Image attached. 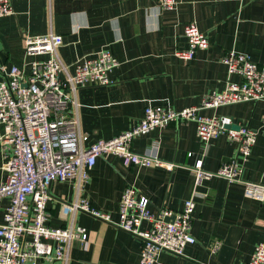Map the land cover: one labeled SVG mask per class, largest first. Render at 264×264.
<instances>
[{"label": "crops", "instance_id": "crops-1", "mask_svg": "<svg viewBox=\"0 0 264 264\" xmlns=\"http://www.w3.org/2000/svg\"><path fill=\"white\" fill-rule=\"evenodd\" d=\"M175 2L176 9L167 10L158 6V0H12L13 14L0 18V81L2 67L29 73L31 59L24 53L23 35H60L58 56L70 73L84 58L109 52L118 62L109 74L110 83L78 89L75 105L68 106L69 116H77L80 132L93 143L131 129L147 105L199 107L207 94L223 91L227 81L237 83V77L228 78L221 62L225 52L244 53L264 65V0ZM189 23L206 36L209 46L184 61L176 54L188 49L183 27ZM203 114L227 116L257 131L251 154L242 163L241 179L264 187V101ZM131 150L157 155L173 168L124 167L119 158L108 155L96 161L82 194L72 181L49 186L48 226L72 225L88 233L84 244H72L70 264H139L140 238L83 211L64 210V204L84 199L115 223L121 194L129 185L148 199L154 213L160 209L178 213L189 199L196 204L191 229L196 244L187 246L182 256L162 252L156 264L248 263L254 248L264 243V202L244 198L241 184L214 175L235 156L236 143L225 136L200 143L190 122L137 137ZM197 161L211 175L198 184L193 172ZM3 163L0 150V184L6 179ZM7 205V200L0 202V225ZM214 242L220 243L216 254L209 251Z\"/></svg>", "mask_w": 264, "mask_h": 264}, {"label": "built area", "instance_id": "built-area-1", "mask_svg": "<svg viewBox=\"0 0 264 264\" xmlns=\"http://www.w3.org/2000/svg\"><path fill=\"white\" fill-rule=\"evenodd\" d=\"M11 3L12 0H0V18L13 14ZM158 3L161 9H176L175 0ZM183 35L188 49L176 54L181 60L190 61L198 50L209 46L194 23L183 27ZM22 40L24 53L31 59L29 73L25 75L17 67L7 71L1 68L4 78L0 81V150L6 179L0 184V202L7 200L8 205L0 225V264H70L72 244H84L88 233L72 225L48 226L49 186L72 181L77 194H82L96 161L108 155L119 158L124 167L172 170L173 165L157 155L131 150L135 138L170 125L194 123L196 137L203 144L219 136L236 143L235 156L214 175L230 184H241L244 198L264 202V187L241 179L242 163L251 154L257 131L236 124L227 116L203 114L235 104L264 101V65L253 62L247 54L225 52L221 62L228 78L237 77V83L227 81L223 91L207 94L199 107L177 110L168 105H147L131 129L110 140L88 143V136L79 130L77 116H69L68 106L75 105L78 89L108 85L109 74L118 62L109 52L101 51L77 62L70 73L58 56L63 45L60 35H23ZM235 125L237 130L232 128ZM201 167L202 162L197 161L193 168L196 184L211 176ZM148 207V199L138 196L130 185L121 194L115 223L108 214L93 211L84 199L64 204L67 213L83 211L140 238L139 264H156L162 252L182 256L187 246L196 244L191 234L196 207L192 199L185 200L178 213L167 209L154 213ZM219 249V242L209 247L212 254ZM247 264H264V243L254 248Z\"/></svg>", "mask_w": 264, "mask_h": 264}, {"label": "water", "instance_id": "water-1", "mask_svg": "<svg viewBox=\"0 0 264 264\" xmlns=\"http://www.w3.org/2000/svg\"><path fill=\"white\" fill-rule=\"evenodd\" d=\"M233 129L237 130L238 129V126H232Z\"/></svg>", "mask_w": 264, "mask_h": 264}]
</instances>
